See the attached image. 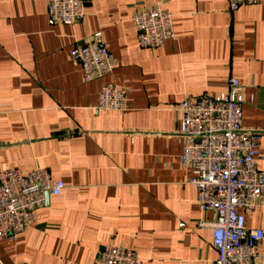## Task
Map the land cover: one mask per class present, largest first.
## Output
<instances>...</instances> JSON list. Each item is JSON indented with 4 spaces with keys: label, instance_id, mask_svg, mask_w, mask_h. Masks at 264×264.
<instances>
[{
    "label": "crops",
    "instance_id": "obj_1",
    "mask_svg": "<svg viewBox=\"0 0 264 264\" xmlns=\"http://www.w3.org/2000/svg\"><path fill=\"white\" fill-rule=\"evenodd\" d=\"M161 5L175 37L141 48L133 15ZM101 31L114 71L85 82L71 49ZM244 86V129L260 134L264 171V2L234 12L228 0H88L83 19L53 23L47 0H0V171L43 168L64 182L0 264H93L107 242L142 264H215L200 222L194 171L181 163L187 96ZM124 84L127 108L98 110L104 84ZM184 223V226H180ZM264 231V207L246 213ZM257 264H264V241Z\"/></svg>",
    "mask_w": 264,
    "mask_h": 264
},
{
    "label": "built area",
    "instance_id": "obj_2",
    "mask_svg": "<svg viewBox=\"0 0 264 264\" xmlns=\"http://www.w3.org/2000/svg\"><path fill=\"white\" fill-rule=\"evenodd\" d=\"M48 16L53 23L73 24L85 16L88 0H47ZM264 0H228V9ZM141 48H158L175 37L173 15L161 5L137 10L133 15ZM72 60L82 70L85 82L112 73L117 59L104 41L101 31L75 45ZM128 87L104 84L96 109L122 112L127 108ZM244 86L235 77L228 88L216 95L187 96L178 106L181 112V163L195 175L203 227L212 230L217 250L215 264H257L264 241L262 228L248 229L246 213L264 207V171L258 168L260 134L244 129ZM65 184L50 172L37 168L0 171V240L14 241L36 220L37 211L46 203V194L59 195ZM184 226V223H180ZM93 264H142L137 251L123 244L107 242Z\"/></svg>",
    "mask_w": 264,
    "mask_h": 264
},
{
    "label": "water",
    "instance_id": "obj_3",
    "mask_svg": "<svg viewBox=\"0 0 264 264\" xmlns=\"http://www.w3.org/2000/svg\"><path fill=\"white\" fill-rule=\"evenodd\" d=\"M48 197H49V193L46 194V200H48Z\"/></svg>",
    "mask_w": 264,
    "mask_h": 264
}]
</instances>
